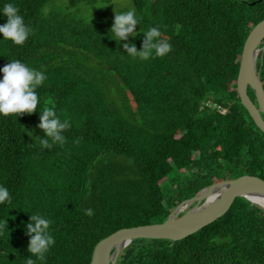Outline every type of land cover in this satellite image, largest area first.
I'll return each mask as SVG.
<instances>
[{
  "label": "trees",
  "instance_id": "1",
  "mask_svg": "<svg viewBox=\"0 0 264 264\" xmlns=\"http://www.w3.org/2000/svg\"><path fill=\"white\" fill-rule=\"evenodd\" d=\"M81 1L0 0V25L12 3L32 29L19 46L0 35V68L20 60L47 76L35 112L0 115V185L11 197L0 204V264H89L101 238L163 221L202 187L241 174L264 179V133L236 89L264 0H129L122 12L135 8L140 23L119 44L114 16L89 18ZM156 26L171 52L147 60L126 53L123 43L139 51ZM255 68L264 89V48ZM45 107L71 124L51 149L36 138L45 136L36 127ZM31 214L52 221L55 244L44 260L27 252ZM115 264H264V207L237 196L181 239H132Z\"/></svg>",
  "mask_w": 264,
  "mask_h": 264
},
{
  "label": "clouds",
  "instance_id": "2",
  "mask_svg": "<svg viewBox=\"0 0 264 264\" xmlns=\"http://www.w3.org/2000/svg\"><path fill=\"white\" fill-rule=\"evenodd\" d=\"M114 20L110 31L114 34L116 42L127 41L129 36H135V27L140 23L135 8L128 11L114 10ZM19 9L12 3L3 6L2 13L7 18L6 23L0 25V35L5 40L12 41L15 45H23L32 29L24 23V19L18 14ZM144 39L141 49L138 51L134 44L123 43L122 47L128 55L133 58L147 60L154 57H163L172 51V45L161 37L159 26L151 27L143 32ZM3 74L0 79V115L5 117L10 114L17 116L22 114H32L39 105V96L36 92L38 86L42 85L47 76L33 68L28 67L20 60H13L0 68ZM44 134V138L39 140L41 148L51 149L54 144L65 142L62 133L71 127L69 120L61 121L57 117L53 108L45 107L39 115V123L36 125ZM49 140L52 143H49ZM76 143L79 140L75 141ZM9 190L0 185V204L10 202ZM85 215L91 217L94 211L91 208L84 209ZM52 221L45 219L41 215L31 214L29 222L26 224L25 235L29 237L27 252L36 256L39 260L45 259V253L55 244V239L48 233ZM0 227L6 229V221ZM131 240H129V244ZM26 264H35L31 258L26 260Z\"/></svg>",
  "mask_w": 264,
  "mask_h": 264
},
{
  "label": "water",
  "instance_id": "3",
  "mask_svg": "<svg viewBox=\"0 0 264 264\" xmlns=\"http://www.w3.org/2000/svg\"><path fill=\"white\" fill-rule=\"evenodd\" d=\"M263 38L264 18L251 28L244 40L236 89L241 103L264 133V89L255 68L257 53L264 48V43L260 46ZM248 87L253 90L257 104L248 95ZM220 185H223L224 189L218 198L207 203L208 194L214 187ZM253 192L264 194V179L252 174H241L202 187L192 197L178 203L163 221L120 228L101 238L92 249L89 264H115L120 251L129 240L135 238H166L169 241L181 239L220 217L227 211L235 197L243 196L254 202L247 195ZM254 203L261 205L258 202ZM186 206L189 208L185 209ZM122 239H126L127 243L117 249L116 244Z\"/></svg>",
  "mask_w": 264,
  "mask_h": 264
},
{
  "label": "rangeland",
  "instance_id": "4",
  "mask_svg": "<svg viewBox=\"0 0 264 264\" xmlns=\"http://www.w3.org/2000/svg\"><path fill=\"white\" fill-rule=\"evenodd\" d=\"M62 0H58L60 4ZM129 0H82L80 5L83 7V10L87 17L92 18L97 14V12H105L110 16H114V10L121 11L125 7H128ZM172 175H176V172H173ZM165 190L167 186L163 187ZM189 208V206L185 209ZM184 209V210H185Z\"/></svg>",
  "mask_w": 264,
  "mask_h": 264
},
{
  "label": "bare ground",
  "instance_id": "5",
  "mask_svg": "<svg viewBox=\"0 0 264 264\" xmlns=\"http://www.w3.org/2000/svg\"><path fill=\"white\" fill-rule=\"evenodd\" d=\"M223 189H224L223 185L214 187L213 190L208 194L207 203L216 200ZM247 195L252 201L258 202L261 205H264V194L253 192V193H249ZM126 243H127V240L122 239L116 244V248L119 249L122 245H125Z\"/></svg>",
  "mask_w": 264,
  "mask_h": 264
},
{
  "label": "built area",
  "instance_id": "6",
  "mask_svg": "<svg viewBox=\"0 0 264 264\" xmlns=\"http://www.w3.org/2000/svg\"><path fill=\"white\" fill-rule=\"evenodd\" d=\"M220 112H224V109H220Z\"/></svg>",
  "mask_w": 264,
  "mask_h": 264
}]
</instances>
